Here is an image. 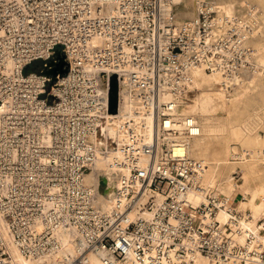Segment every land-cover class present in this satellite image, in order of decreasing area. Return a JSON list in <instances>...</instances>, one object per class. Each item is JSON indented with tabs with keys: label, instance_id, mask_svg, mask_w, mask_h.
Instances as JSON below:
<instances>
[{
	"label": "built area",
	"instance_id": "built-area-1",
	"mask_svg": "<svg viewBox=\"0 0 264 264\" xmlns=\"http://www.w3.org/2000/svg\"><path fill=\"white\" fill-rule=\"evenodd\" d=\"M177 3L0 0V264H16L10 243L37 264H264V217L252 226L250 209L204 183L201 126L182 110L197 68L219 72L228 95L264 73L261 16L195 0L179 20ZM58 47L69 70L52 82ZM113 119L120 153L101 189L88 173Z\"/></svg>",
	"mask_w": 264,
	"mask_h": 264
},
{
	"label": "bare ground",
	"instance_id": "bare-ground-1",
	"mask_svg": "<svg viewBox=\"0 0 264 264\" xmlns=\"http://www.w3.org/2000/svg\"><path fill=\"white\" fill-rule=\"evenodd\" d=\"M181 1H184L186 3V7L184 8V10H181L179 15L180 18L183 19L187 16V18H189V16L191 17L194 14V11L192 12L189 9L187 10V7L191 2L194 1L193 8H195V0H179L178 2ZM217 2L220 9H224L228 12L234 11V6L228 1L217 0ZM214 81L217 82V84L221 82V74L219 72L207 73V71H205L203 68H197L194 72L193 85L205 86V91L201 97H196L192 103L188 102L182 107V110L193 115L198 120L199 125L201 126V134L192 141L191 150L193 155L203 159L205 162L204 183L215 187L222 194L232 198H234V194H236L237 192H241L243 196L239 200L238 206L242 209L250 208L251 214L253 216L250 224L252 226H257L258 220L264 217L262 216L264 215L263 173L259 172V170H254V165L252 164V162L248 163L249 160L244 157V152H242V149L236 151V146L234 143H236V141L238 140L237 138H240V136H237L236 138L232 133V139L234 143L231 142L229 116H224L223 114H221V112L224 113V104L227 103L226 100H229L231 96L228 95L222 87L226 96L224 98L223 93L221 91H217ZM234 104L237 103L234 101L229 102L227 107L228 110H230L229 106L233 107L235 106ZM213 111H216L219 116L214 118L211 115V112ZM112 128L113 126L110 124L108 127L109 131H112ZM221 139H223L224 141H222ZM102 148V144L99 143L97 161L92 170L88 173V180L93 185L98 184L101 175H106L107 177L108 174H110L109 168L112 164V160L120 153V151H118L119 148L117 147H111L108 149V151H102ZM215 157L224 160H227L231 157L230 167H232L233 164L235 167H240L242 165L243 168L248 171L244 172L242 175L243 182L238 183L235 180L234 176H229L228 178L223 179V182L220 184V186H218L217 181L218 178H220L223 174V166H221V163L219 161L215 160ZM237 164L238 166H236ZM261 166L262 167H260V170H264V164H261ZM196 199L199 200L198 198ZM111 201L112 198L104 196L102 197V201L100 204L103 206L106 203H111ZM242 204L247 205V207L243 208L241 206ZM221 217L224 219L226 215L221 214ZM0 226L10 241V235L8 234L6 221L1 217V215ZM261 237L264 239V229L261 231ZM64 244L66 247H68L69 251L72 250L73 243L70 236H65ZM10 246L11 252L16 260V264H37L36 261L24 257L18 247H16L13 243H10ZM91 258L95 263L99 264V256L92 255ZM234 262L235 261H231L228 264H235ZM120 264L136 263L129 261L122 262ZM192 264H208V261L204 256L198 255Z\"/></svg>",
	"mask_w": 264,
	"mask_h": 264
},
{
	"label": "rangeland",
	"instance_id": "rangeland-1",
	"mask_svg": "<svg viewBox=\"0 0 264 264\" xmlns=\"http://www.w3.org/2000/svg\"><path fill=\"white\" fill-rule=\"evenodd\" d=\"M226 1H228L230 4L234 6L233 12L242 11L249 4H253L258 8L261 16V24L257 32H255L252 37V44L255 47L260 66L264 67V0H226ZM185 4L186 3L184 1L178 2L176 4L175 14L176 16H178L177 18L179 20L182 19L180 18L179 15L181 10H184V8L186 7ZM193 4L194 1L191 2L189 5L187 4L188 5L187 10L189 9L192 12L194 11L195 14V8H193L194 7ZM214 84H216L215 86L217 88V91H221L223 93V97L225 98L226 96L221 86V82L219 84L215 82ZM193 87H194V91L193 94L191 95V100L189 101V103H192L196 97L197 98L201 97L205 91V86L193 85ZM230 96L231 98L229 100H226L227 103L224 104V113L221 112V114H223L224 116H229V120H230L229 126L231 128L230 131L231 142L234 143L232 139V133L236 138L237 136H240V138H237L238 140L236 141V143H234L236 146L235 148L236 151L242 149V152H244V157L247 160H249L248 163L252 162V164L254 165V170L255 171L259 170V172L263 173L262 176L264 177V170H260L261 169L260 167H262L261 164H264V73L254 77L252 80H250L249 84H247L242 88H239L237 92L232 93ZM228 101L229 102L234 101L237 104H234L235 106L233 107L229 106L230 110H228L227 108L229 103ZM211 115L214 118L219 116V114L216 111L211 112ZM221 140L224 141L223 139ZM111 147H116V143H113L112 146H110V148ZM215 160L219 161L221 163V166H223V174L220 178H218L217 181L218 186H220V184L223 182V179H226L229 176H234L235 180L238 183L243 182L242 175L244 172H248V171L244 169L241 164H240L241 166L239 165L240 167H235L234 164L232 167H230L231 157L227 160L218 159V158H216ZM236 166H238V164ZM104 186L105 185L102 183L101 180V189ZM233 196L239 205V200L242 198L243 194L241 192H237ZM241 206L243 208L247 207V205L245 204H242ZM234 263L237 264L236 262Z\"/></svg>",
	"mask_w": 264,
	"mask_h": 264
},
{
	"label": "water",
	"instance_id": "water-1",
	"mask_svg": "<svg viewBox=\"0 0 264 264\" xmlns=\"http://www.w3.org/2000/svg\"><path fill=\"white\" fill-rule=\"evenodd\" d=\"M56 56L59 58L60 62L55 66L51 71L47 72L48 75L52 76V82L57 79V75H64L68 73L69 70V62L67 60L66 55L62 51L60 47L56 49ZM118 105V82L117 76L115 74L112 75L111 78V97H110V107L111 111H116ZM115 120H111V125L113 126L112 131H110V135L112 137L113 143L116 141V127H115ZM104 128L102 129L103 132ZM101 180L104 185L107 183L106 175H101ZM116 194V183L115 181L111 182V186L104 189V195L110 198H113Z\"/></svg>",
	"mask_w": 264,
	"mask_h": 264
}]
</instances>
